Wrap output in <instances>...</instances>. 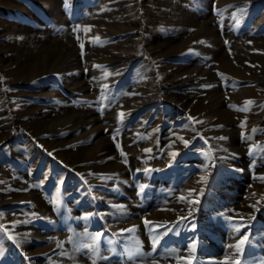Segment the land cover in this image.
Segmentation results:
<instances>
[{
	"label": "rangeland",
	"instance_id": "obj_1",
	"mask_svg": "<svg viewBox=\"0 0 264 264\" xmlns=\"http://www.w3.org/2000/svg\"><path fill=\"white\" fill-rule=\"evenodd\" d=\"M58 5L0 0V264H264V0Z\"/></svg>",
	"mask_w": 264,
	"mask_h": 264
},
{
	"label": "bare ground",
	"instance_id": "obj_2",
	"mask_svg": "<svg viewBox=\"0 0 264 264\" xmlns=\"http://www.w3.org/2000/svg\"><path fill=\"white\" fill-rule=\"evenodd\" d=\"M41 1V0H40ZM43 1V4H44V6L49 10V12L51 13V14H53V15H55L59 20H63V19H65V15H63L62 13H61V11H60V8H59V5H58V1L59 0H42ZM103 1H105V0H103ZM128 1V0H127ZM126 0H123V2L125 3V2H127ZM115 4V3H114ZM116 5V4H115ZM190 5H192V3H189V6ZM111 6H113L112 4H111ZM113 8V7H112ZM116 10V9H115ZM114 11V10H113ZM112 11V12H113ZM111 12V13H112ZM137 12V11H136ZM27 13L29 14V15H31V17H36V14H35V12L29 7V9H27ZM109 13V12H108ZM138 14V13H137ZM54 16V17H55ZM55 17V18H56ZM115 18V17H114ZM189 18L190 17H188V18H186L187 20H189ZM57 19V20H58ZM65 21V20H64ZM124 23H126V21H124ZM125 26L124 27H122V30H124V29H128V27H129V24L128 23H126V24H124ZM253 25V24H252ZM251 25V26H252ZM254 27H256V26H254ZM206 28V27H205ZM252 28V27H251ZM257 28V27H256ZM208 29H210V28H208ZM253 29V28H252ZM255 29V28H254ZM22 32H23V30H22ZM27 32V31H26ZM39 32H37V33H30V34H28V39H27V41L29 42V44L31 43L32 45L31 46H29V50H27V51H29V53H28V56L29 57H33L34 58V60H35V63L37 64V69H36V72L34 73V75H32L31 77H37V76H40L41 74H44L45 73V71L47 72V66H48V62H49V57H50V54L52 53V52H54V49H57V48H59V50H63V51H74V45H73V43H72V41H71V39H70V37H69V34L67 33V32H65L64 33V35H63V37L62 38H60V39H55V40H53V41H51L50 39H48V38H46L47 36L45 35V34H47L48 33V30H46V31H44V32H40V35L41 34H43V35H45L46 37L45 38H41V37H39V34H38ZM112 33H115V31L113 32L112 31ZM111 33V34H112ZM109 35V34H108ZM113 35V34H112ZM215 40V42L217 43V40L216 39H214ZM118 46V45H117ZM232 49H233V51H240V50H243V47L240 45V44H236V43H233L232 44ZM58 50V51H59ZM35 51V52H34ZM220 59V58H219ZM221 60H222V66L226 69V70H228L230 73H234V74H236V76H238V77H240V79H242V78H245V77H247V75L246 74H244L241 70L239 71L237 68H233L234 66L229 62V61H225V60H223V58H221ZM76 67V65L74 64L73 65V68H75ZM50 69H52V68H50ZM224 69V70H225ZM79 70V69H78ZM226 72V71H225ZM226 73H228V72H226ZM76 74V73H75ZM79 75V73L78 74H76V75H73L72 76V78H71V75H64V77L63 78H65L66 77V80L65 81H68L67 83L68 84H72V85H77V83L79 82V80H80V76H78ZM251 76H253V75H251ZM254 77V76H253ZM259 77H264V74H260L259 75ZM192 79V78H191ZM185 82V81H184ZM183 82V84H181V85H183V86H185L186 84ZM192 84V83H191ZM249 93V90L248 89H242V90H240V91H238V93L234 96V98H236L237 99V101L238 102H241L242 100H241V98L242 97H245V95L246 94H248ZM153 96V95H152ZM155 96V95H154ZM150 97V96H149ZM151 99V98H150ZM154 99V98H153ZM152 100V99H151ZM151 100H150V102H151ZM146 101V100H145ZM143 102V101H142ZM148 103V102H147ZM141 105V104H140ZM207 106H208V104H206ZM209 107H210V103H209ZM208 107V109H207V116L208 115H211V114H213V113H211V112H220V111H222L221 109H220V105H217L216 107H214L213 109H212V107H210L209 108ZM33 111H36V110H33ZM220 113H222L221 114V120H216L215 121V119H213V120H209V122H219V123H223V124H229V118H228V116H227V112L226 111H222V112H220ZM160 114V113H159ZM85 116V115H84ZM159 116V115H158ZM161 116V115H160ZM73 117H71V119H72ZM158 118V117H157ZM102 119H104V118H102ZM160 119V118H159ZM157 121V120H156ZM97 122V121H96ZM158 122V121H157ZM27 123H29V121L27 122ZM72 123V125H79V122L78 123H75V121H72L71 122ZM93 123H94V121H93ZM159 123V122H158ZM31 124H33V122H31ZM30 125V124H29ZM109 125V124H108ZM99 125H97L96 127H98ZM107 126V125H106ZM32 128H34L33 126H31ZM73 127V126H72ZM81 127V126H80ZM79 127V128H80ZM100 128V127H99ZM101 128H102V126H101ZM30 130V129H29ZM104 130V129H103ZM40 133H43V132H40ZM40 136H43L42 134H40ZM98 136V135H97ZM96 137V136H95ZM69 140V139H68ZM73 140V139H72ZM43 141H47L48 143H50V144H53V145H58V144H60L61 142H62V140H57V139H54V140H49L47 137H44V139H43ZM71 142V141H70ZM61 145V144H60ZM59 153L60 154H62L63 156H64V152L61 150V151H59ZM35 162V161H34ZM37 162V161H36ZM229 163V162H228ZM206 170V169H205ZM243 171H247V167H244V169H243ZM202 172V171H201ZM204 172V171H203ZM197 174H199V173H197ZM201 174V173H200ZM209 174V173H208ZM206 176V175H205ZM208 176V175H207ZM193 177H195V175H193ZM204 180V179H203ZM30 197L32 198V199H38V201H37V203H38V206L40 207V208H42V209H44L45 211H48V207L45 205L46 204V200H45V198L43 197L44 195H42V193H38V192H30ZM184 220V219H183ZM145 225H146V223H145ZM160 225V224H159ZM159 225H158V227H159ZM145 227V226H144ZM156 227V226H155ZM152 228V227H151ZM154 229V228H153ZM209 233V232H208ZM211 234H210V236H214V235H216V233L215 232H213V231H211L210 232ZM209 236V237H210ZM216 237V236H215ZM166 238V237H165ZM164 238V239H165ZM214 238V237H213ZM163 240V239H162ZM165 241H167V240H165ZM164 242V241H163ZM171 247H172V249L173 248H178V245H177V243L175 242V241H173L172 243H171ZM179 249V248H178ZM154 250V249H153ZM150 251V250H149ZM173 251V250H172ZM177 251V250H176ZM175 259V258H174ZM181 259V258H180ZM217 263V262H216ZM215 263V264H216ZM218 264V263H217ZM222 264V263H221Z\"/></svg>",
	"mask_w": 264,
	"mask_h": 264
},
{
	"label": "snow or ice",
	"instance_id": "obj_3",
	"mask_svg": "<svg viewBox=\"0 0 264 264\" xmlns=\"http://www.w3.org/2000/svg\"><path fill=\"white\" fill-rule=\"evenodd\" d=\"M207 87H211V86L209 85V86H207ZM219 139H225V138H224V137H220ZM186 143H187V142H186ZM117 147H119V145H117ZM121 155H124L123 152H121ZM146 223H147V222H146ZM237 231H239V229H237ZM245 239H246V238H245ZM240 243H241V244L245 243V240L242 239V240L240 241ZM93 264H96V262L93 261ZM189 264H191V262H189Z\"/></svg>",
	"mask_w": 264,
	"mask_h": 264
}]
</instances>
